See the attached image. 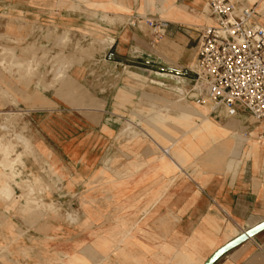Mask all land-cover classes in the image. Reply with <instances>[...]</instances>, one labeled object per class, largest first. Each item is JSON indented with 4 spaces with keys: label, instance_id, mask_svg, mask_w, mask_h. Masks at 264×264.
<instances>
[{
    "label": "rangeland",
    "instance_id": "374dc122",
    "mask_svg": "<svg viewBox=\"0 0 264 264\" xmlns=\"http://www.w3.org/2000/svg\"><path fill=\"white\" fill-rule=\"evenodd\" d=\"M105 20L86 0H0V264H117L133 241L180 245L200 217L164 215L170 198L227 187L264 145V122H216L191 102L194 75L176 68L191 48L163 37L151 61L106 63ZM85 98L108 105L75 109ZM209 213L225 239L264 222Z\"/></svg>",
    "mask_w": 264,
    "mask_h": 264
},
{
    "label": "crops",
    "instance_id": "0c3cea01",
    "mask_svg": "<svg viewBox=\"0 0 264 264\" xmlns=\"http://www.w3.org/2000/svg\"><path fill=\"white\" fill-rule=\"evenodd\" d=\"M210 1L172 0L168 6H164L162 0H86L91 4V8L98 10L100 17L106 18L105 30L108 36V47L104 52L106 63L114 64L116 67L138 64L140 59L151 61V35L142 31L140 25H134V19L145 15L148 18L164 20L161 19L164 16L166 17L164 21L169 23L165 40L180 46L184 52L189 48L195 51L193 62L189 65L187 61L183 66H176L179 67L177 69L184 67L191 69L193 66L197 55L199 35L197 27L208 23L204 18H207ZM250 5L257 7L261 22L264 23V4L262 6L257 2H250ZM100 101L85 98L84 104L76 106L75 109H88ZM101 104L107 107L108 101L102 100ZM204 117L198 116L200 126L204 125L205 121L209 122L207 115ZM210 118L216 122L218 120ZM195 128L191 131L192 134L199 133V125ZM230 140L226 142L230 143ZM248 158L245 166L227 187L214 189L209 193L199 192L192 199L180 198L177 195L170 198V205L167 204L164 208V215L200 217L196 227L199 234L189 235L186 227L181 226L179 232L184 239L179 238L185 241L177 246L166 243L163 252L160 246H156L150 240L133 241L129 247L132 251L127 253L124 250L119 254L117 264H205L218 249L237 236L235 234L226 239L220 236L224 225L221 224L218 213H209L212 207L218 209L226 218L228 226L229 221L238 225L247 218L264 221V145L260 146L258 155ZM144 246L149 249L147 256H141L146 255V252L142 251ZM215 264H264V233L230 251Z\"/></svg>",
    "mask_w": 264,
    "mask_h": 264
},
{
    "label": "built area",
    "instance_id": "2783aa9c",
    "mask_svg": "<svg viewBox=\"0 0 264 264\" xmlns=\"http://www.w3.org/2000/svg\"><path fill=\"white\" fill-rule=\"evenodd\" d=\"M251 0H211L209 22L198 30L197 55L191 68V102L218 119L249 117L264 122V23ZM155 47L169 23L139 18ZM263 138V137H262Z\"/></svg>",
    "mask_w": 264,
    "mask_h": 264
},
{
    "label": "water",
    "instance_id": "95a60500",
    "mask_svg": "<svg viewBox=\"0 0 264 264\" xmlns=\"http://www.w3.org/2000/svg\"><path fill=\"white\" fill-rule=\"evenodd\" d=\"M264 231V222L254 226L247 232L237 236L220 249H218L207 261L205 264H215L220 258L226 255L231 250L235 249L236 247L242 245L243 243L247 242L248 240L252 239L254 236L258 235L259 233Z\"/></svg>",
    "mask_w": 264,
    "mask_h": 264
},
{
    "label": "bare ground",
    "instance_id": "6f19581e",
    "mask_svg": "<svg viewBox=\"0 0 264 264\" xmlns=\"http://www.w3.org/2000/svg\"><path fill=\"white\" fill-rule=\"evenodd\" d=\"M112 39V38H111ZM111 41V40H110ZM112 42H110V44H111ZM176 78V77H175ZM199 108H201V107H199ZM189 113V112H188ZM204 115V114H203ZM205 116V115H204ZM203 116V117H204ZM192 117V116H191ZM200 118V117H199ZM205 118V117H204ZM206 122V121H205ZM228 143V142H227ZM229 144V143H228ZM227 147V146H226ZM7 182V181H6ZM208 218V217H207ZM207 220V219H206ZM223 225V224H222ZM226 228V227H225ZM224 229V228H223Z\"/></svg>",
    "mask_w": 264,
    "mask_h": 264
}]
</instances>
